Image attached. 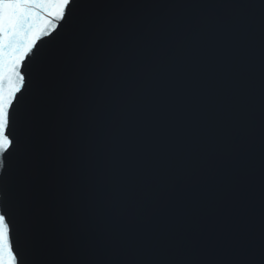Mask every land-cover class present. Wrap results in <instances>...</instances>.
<instances>
[{"label":"water","instance_id":"95a60500","mask_svg":"<svg viewBox=\"0 0 264 264\" xmlns=\"http://www.w3.org/2000/svg\"><path fill=\"white\" fill-rule=\"evenodd\" d=\"M78 3H100L81 10L89 33L77 21L25 64L19 188L37 254L56 264H264V0ZM99 30L114 38L103 51L90 38ZM53 56L66 74L55 129L33 110L53 87L51 73L41 77ZM193 63L223 106L215 131L180 150L141 146L131 73L158 66L161 77L190 78Z\"/></svg>","mask_w":264,"mask_h":264},{"label":"snow or ice","instance_id":"6c2138e0","mask_svg":"<svg viewBox=\"0 0 264 264\" xmlns=\"http://www.w3.org/2000/svg\"><path fill=\"white\" fill-rule=\"evenodd\" d=\"M97 4L100 3L85 5L78 0H0V264H56L52 254H37L27 224V206L19 188L20 158L25 149L21 129L29 119L24 102L32 84V74H25V64L37 61L42 40L63 38L66 30L72 32L77 21L83 20L87 35L92 20L90 16H83L81 10ZM90 38L101 51L114 40L104 30ZM212 40L222 46L226 36L218 32ZM197 52L198 48L194 47L193 56ZM188 71L190 78L174 71L161 77L158 66L142 75L131 73V110L140 130L141 146L150 149L171 145L180 150L215 131L214 118L223 112V106L217 104L206 87L202 66L193 63ZM80 72L87 74L88 65ZM47 73L53 76V87L37 101L33 110L42 113L45 122L55 129L66 102L62 86L66 74L56 56L41 70V77ZM216 78V71L208 69L207 80L215 82ZM37 185L38 177L33 176V194Z\"/></svg>","mask_w":264,"mask_h":264}]
</instances>
